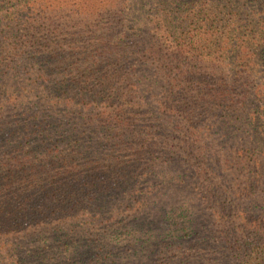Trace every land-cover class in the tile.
Returning a JSON list of instances; mask_svg holds the SVG:
<instances>
[{"label": "trees", "instance_id": "trees-1", "mask_svg": "<svg viewBox=\"0 0 264 264\" xmlns=\"http://www.w3.org/2000/svg\"><path fill=\"white\" fill-rule=\"evenodd\" d=\"M47 1L0 0V264H264V0Z\"/></svg>", "mask_w": 264, "mask_h": 264}, {"label": "rangeland", "instance_id": "rangeland-1", "mask_svg": "<svg viewBox=\"0 0 264 264\" xmlns=\"http://www.w3.org/2000/svg\"><path fill=\"white\" fill-rule=\"evenodd\" d=\"M49 1V0H48ZM47 1V2H48ZM50 1H52V0H50ZM46 2V3H47ZM53 2V1H52ZM61 2H63L62 0H56V2H53V4L52 5H54V6H57V5H59V3H61ZM49 4V3H48ZM61 5V4H60Z\"/></svg>", "mask_w": 264, "mask_h": 264}]
</instances>
